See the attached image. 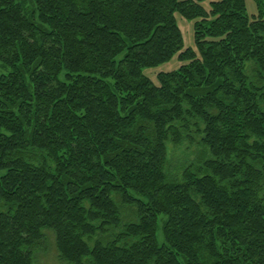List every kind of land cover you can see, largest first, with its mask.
<instances>
[{
    "label": "trees",
    "instance_id": "trees-1",
    "mask_svg": "<svg viewBox=\"0 0 264 264\" xmlns=\"http://www.w3.org/2000/svg\"><path fill=\"white\" fill-rule=\"evenodd\" d=\"M44 230L63 264H264V0H0V264Z\"/></svg>",
    "mask_w": 264,
    "mask_h": 264
},
{
    "label": "rangeland",
    "instance_id": "rangeland-1",
    "mask_svg": "<svg viewBox=\"0 0 264 264\" xmlns=\"http://www.w3.org/2000/svg\"><path fill=\"white\" fill-rule=\"evenodd\" d=\"M31 2H26V6H31ZM249 8H252V3L249 2ZM177 22L182 30L184 37V48L195 47V31H194V21L182 17L179 13H176ZM182 65L177 55L173 57L170 61L162 63L158 66L147 67L144 73L152 79L155 84H159L158 75L161 72H168L177 70ZM201 147L198 144V140L193 143L185 142L179 148H172L170 150L171 164L170 169L174 170V167L178 162H184L185 160L196 161L198 159V154L200 153ZM127 212L124 213V218L127 219ZM159 241H163L162 232V222L159 223ZM46 233V245L41 250L36 253V264H63L59 260L58 250L56 247L55 234L51 230H44Z\"/></svg>",
    "mask_w": 264,
    "mask_h": 264
}]
</instances>
